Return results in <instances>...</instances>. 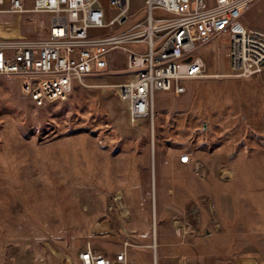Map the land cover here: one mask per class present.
<instances>
[{"label":"rangeland","instance_id":"1","mask_svg":"<svg viewBox=\"0 0 264 264\" xmlns=\"http://www.w3.org/2000/svg\"><path fill=\"white\" fill-rule=\"evenodd\" d=\"M45 19L0 15L30 38ZM243 22L264 29V0ZM198 53L206 76L179 96L158 92L153 128L128 121L122 50L105 74L42 107L0 77V264H78L89 245L113 255L125 243L135 264H264V71L228 75L225 36Z\"/></svg>","mask_w":264,"mask_h":264},{"label":"built area","instance_id":"2","mask_svg":"<svg viewBox=\"0 0 264 264\" xmlns=\"http://www.w3.org/2000/svg\"><path fill=\"white\" fill-rule=\"evenodd\" d=\"M109 1L111 7L101 0H33L27 8L25 0H0V15L46 16L40 23L41 37L0 36V77L16 80L21 93L42 107L66 100L76 85L88 86L90 78L105 74L111 54L122 50L133 72L122 85L128 121L136 125L149 120L153 128L156 94L171 91L179 96L186 91V81L205 77L198 51L215 37L228 39V75L249 78L264 71V29L243 22L255 0H141L140 18L134 22L132 0ZM179 158L191 162L188 153ZM119 203L117 195L114 204ZM77 261L135 264L127 243L113 255L89 245Z\"/></svg>","mask_w":264,"mask_h":264},{"label":"bare ground","instance_id":"3","mask_svg":"<svg viewBox=\"0 0 264 264\" xmlns=\"http://www.w3.org/2000/svg\"><path fill=\"white\" fill-rule=\"evenodd\" d=\"M0 36H6V37H20L22 36L21 32H20V28H19V22L15 21V22H9L3 25H0ZM120 195V194H119ZM127 211L124 210V213H126ZM178 225V224H176ZM105 226H108L107 222H103L100 227H99V231H102L104 229ZM108 227H105V229ZM105 231V230H103ZM108 232V231H107ZM154 237L156 239V233L154 234ZM157 241L155 242V247H157Z\"/></svg>","mask_w":264,"mask_h":264},{"label":"water","instance_id":"4","mask_svg":"<svg viewBox=\"0 0 264 264\" xmlns=\"http://www.w3.org/2000/svg\"><path fill=\"white\" fill-rule=\"evenodd\" d=\"M152 163L154 165V147H153V145H152Z\"/></svg>","mask_w":264,"mask_h":264},{"label":"trees","instance_id":"5","mask_svg":"<svg viewBox=\"0 0 264 264\" xmlns=\"http://www.w3.org/2000/svg\"><path fill=\"white\" fill-rule=\"evenodd\" d=\"M182 153H186V152H182ZM180 162V161H179ZM181 163V162H180ZM184 164V163H183Z\"/></svg>","mask_w":264,"mask_h":264}]
</instances>
